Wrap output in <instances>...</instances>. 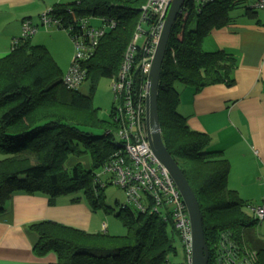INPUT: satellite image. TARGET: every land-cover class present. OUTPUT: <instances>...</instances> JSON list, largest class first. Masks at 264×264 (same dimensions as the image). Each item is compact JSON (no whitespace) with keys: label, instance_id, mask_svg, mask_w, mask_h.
<instances>
[{"label":"trees","instance_id":"obj_1","mask_svg":"<svg viewBox=\"0 0 264 264\" xmlns=\"http://www.w3.org/2000/svg\"><path fill=\"white\" fill-rule=\"evenodd\" d=\"M147 1L77 0L52 8L50 15L62 23L58 30L66 33L76 25L73 15L99 19L92 26L103 34L83 61L88 94L66 87L59 65L45 47L32 43V37H15L10 53L0 58V214L17 193L43 194L50 205L65 196L71 203L86 199L93 210L114 214L126 230L116 236L53 221L30 225L39 238L35 255L53 253L57 258L53 264H175L172 259L178 256L166 221L130 207L115 211L104 205L100 196L105 190L96 177L123 148L115 133L114 106L110 119L103 120L93 99L100 81L112 83L122 70ZM256 2L215 0L197 5V11L187 0L162 65L158 98L162 137L200 203L209 264H215L223 231L232 232L240 244L254 251L257 264H264V239L256 231L257 221L244 212L246 203L228 187L229 162L207 152L212 138L192 130L180 114L176 85L197 91L219 84L234 86V55L224 50L206 52L203 42L236 21L231 15L239 9L245 10L243 17L254 19L260 11L252 8ZM113 22L116 26L109 27ZM155 25L151 21L149 27ZM141 78L138 72L139 83Z\"/></svg>","mask_w":264,"mask_h":264},{"label":"crops","instance_id":"obj_2","mask_svg":"<svg viewBox=\"0 0 264 264\" xmlns=\"http://www.w3.org/2000/svg\"><path fill=\"white\" fill-rule=\"evenodd\" d=\"M76 1L0 0V58L10 53L12 40L21 36L24 21L38 27L41 17L54 6ZM203 48L206 52L224 50L234 55V86L219 84L197 91L177 84L179 112L192 130L212 138L207 152L229 162L228 187L246 203L244 212L253 219L248 206L264 203V10L258 11L254 19L237 18L214 31L204 40ZM104 217L85 206L51 207L46 196L17 193L0 214V264L56 263L53 253L35 255L39 238L30 230L32 224L61 221L89 233L108 232L110 224ZM263 226L264 222H257L255 227L264 239Z\"/></svg>","mask_w":264,"mask_h":264},{"label":"built area","instance_id":"obj_3","mask_svg":"<svg viewBox=\"0 0 264 264\" xmlns=\"http://www.w3.org/2000/svg\"><path fill=\"white\" fill-rule=\"evenodd\" d=\"M191 1L197 8V5L215 0ZM172 2L173 0H148L141 9L138 33L126 54L122 70L111 83L115 100V132L123 151L117 153L96 177L102 189L114 185L125 194L124 207L156 215L171 225L182 245L181 260L175 264H193V234L187 206L169 171L154 156L146 130L152 62ZM252 8L264 10V0H257ZM50 12L51 10L41 17V24L47 29H58L62 23L52 17ZM184 12L185 7L181 14ZM73 20L76 25L66 31L74 42L76 55L70 70L64 75V84L68 89L78 90L85 80L83 61L91 47L97 45L98 36L103 31L92 26V21L99 20L98 18L73 15ZM151 21H155L156 25L149 27ZM115 26V22L109 25L111 28ZM146 27H149L148 31ZM37 32V26L29 21L23 22L22 37L26 39ZM143 39L144 42L140 43ZM138 72L142 75L140 83L137 81ZM102 177H107L108 181L101 179ZM248 208L253 220L264 222V203L249 205ZM215 264H257V254L246 244H240L232 232L223 231L216 247Z\"/></svg>","mask_w":264,"mask_h":264},{"label":"water","instance_id":"obj_4","mask_svg":"<svg viewBox=\"0 0 264 264\" xmlns=\"http://www.w3.org/2000/svg\"><path fill=\"white\" fill-rule=\"evenodd\" d=\"M186 2L187 0H173L157 45L150 72L151 93L147 100L146 130L154 156L169 171L187 206L193 234V264H209L210 250L205 238L200 203L183 170L171 156L163 141L159 118L158 98L162 65L174 26Z\"/></svg>","mask_w":264,"mask_h":264},{"label":"rangeland","instance_id":"obj_5","mask_svg":"<svg viewBox=\"0 0 264 264\" xmlns=\"http://www.w3.org/2000/svg\"><path fill=\"white\" fill-rule=\"evenodd\" d=\"M242 15H245L244 9H239L235 11L231 16L232 17L237 16V18H240V19L245 18ZM37 20L39 21L38 18ZM92 23L97 25L98 22L92 21ZM51 29H47L40 23L38 25V32L35 38L34 37L32 38L33 39L32 43L34 45L45 47L50 52L55 62L59 65L60 69L62 70L63 75H66L68 71L70 70L74 57L76 55V48H75L73 40L70 39V37L65 31L61 29L57 31L56 29H53V28ZM179 85L180 84H178V86ZM79 90L80 92L84 94H88L89 93V83L85 82L80 87ZM93 105H94V108L97 110L98 115L101 119L103 120L110 119L109 117H110L111 111L114 106V95H113L112 88H111V81L109 79H103L100 81L99 86L96 90L94 99H93ZM40 196H45V195L40 194ZM69 199H70L69 197L61 196V198L59 199L60 201L56 203L55 205H51V207L58 206V205L70 207L71 209H74V207L81 209L82 206L88 207L89 209L93 211V213L102 214L105 216L104 219L106 220V222L107 221L109 222L110 228H111L107 232L108 234L110 235H119L122 233L126 234L125 227L115 217L114 214L112 213L105 214L103 210H93L90 207L89 202L86 199H83L82 201L78 203H71V201H68ZM100 202L108 207H111L115 211H118L121 207L125 206L126 197H125V194L118 187L111 185V186H108L105 189V191L101 193ZM58 222L63 225L65 224L67 226H71L72 228L73 227L76 229L78 228L73 225H68V222L67 223H64L61 221H58ZM113 229L118 230V231H116L115 233V231H112ZM263 229H264V226H263ZM168 233L170 236L172 237L174 236V245H175V248L177 249L178 256H175L172 259V261L176 263L181 260L182 245H181L179 238L173 234V229L171 225L168 226Z\"/></svg>","mask_w":264,"mask_h":264},{"label":"clouds","instance_id":"obj_6","mask_svg":"<svg viewBox=\"0 0 264 264\" xmlns=\"http://www.w3.org/2000/svg\"><path fill=\"white\" fill-rule=\"evenodd\" d=\"M184 8V7H183ZM33 37V36H32Z\"/></svg>","mask_w":264,"mask_h":264}]
</instances>
